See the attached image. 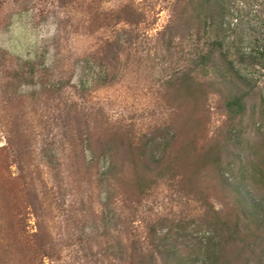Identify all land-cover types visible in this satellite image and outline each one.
I'll list each match as a JSON object with an SVG mask.
<instances>
[{
    "label": "rangeland",
    "instance_id": "1",
    "mask_svg": "<svg viewBox=\"0 0 264 264\" xmlns=\"http://www.w3.org/2000/svg\"><path fill=\"white\" fill-rule=\"evenodd\" d=\"M219 1L223 18L205 26L184 0H0V264H129L152 241L179 252L157 264H205L222 239L232 264H264V0ZM236 93L246 110L233 122ZM124 127L175 134L168 157L184 149L186 172L140 196L127 150L109 172ZM216 143L228 146L221 174L258 207L252 240L203 166Z\"/></svg>",
    "mask_w": 264,
    "mask_h": 264
},
{
    "label": "trees",
    "instance_id": "2",
    "mask_svg": "<svg viewBox=\"0 0 264 264\" xmlns=\"http://www.w3.org/2000/svg\"><path fill=\"white\" fill-rule=\"evenodd\" d=\"M184 9H192V18L198 19L199 23H203L205 26L207 25V22H210V24H215V22L218 21L217 18H223V15L221 14L222 4L219 0H184ZM220 8V9H219ZM134 16V15H133ZM134 20V19H133ZM218 47H216L218 50H222V44L218 43ZM109 46V45H108ZM110 54V48L107 51V54ZM92 57L95 59H98L95 54H92ZM212 57H214L213 52L202 55L199 57V62L197 63L196 67H207L208 64L212 63ZM100 59V58H99ZM101 60V59H100ZM223 64H226L228 66L227 73H232L234 68L233 64L228 61L227 55H222V58L220 59ZM181 85L187 88V92L189 93V97L193 98L191 89L192 85L195 84V79L191 76H183L180 79ZM226 109L228 114V119L235 122L238 118H240L242 115H244V112L246 110L245 106V98L246 95H239V93L229 95L226 97ZM126 130V137L121 136L120 139L117 141L115 138H110L109 140V146L108 150L111 151V164L109 172L116 171V155L117 152L122 151L121 148H124L127 150L128 158L124 161L129 162V164L132 166V171L134 173V186L135 190L138 192V194L141 196L145 193L147 188H150L152 184H156L158 180L165 179L169 180V178L175 179L174 176L177 175V172L182 174L181 172H186V163H183L181 160L185 153L184 149L179 151V153L174 154L172 157H168L169 152L172 149L173 144L176 141L175 134L172 135L170 138H165L163 142H159L156 137L154 138H147L146 135L141 136L140 138H137L135 136V133L133 130V127H124ZM89 129V126H88ZM159 127L155 125L153 128V132H155L158 135ZM169 130V129H167ZM166 130V131H167ZM151 131V129H150ZM80 133V132H79ZM187 147H191L193 145L192 140L186 141ZM228 146L226 144L221 145L220 143H216V145L212 148H210L207 152H205L204 155H201V159H203L205 162L203 166H207V161H211L209 164H213L214 168L216 169V174L222 178L223 182L225 184V191H227L230 196L234 197L235 204H236V210L238 211L237 220L245 222L244 224H248L249 232L247 234V238L249 240L254 239L253 237L256 235L255 232L257 231L252 230V225H256V223L260 222L256 221L257 217L254 213L256 209L258 208L255 204V201L251 200L250 192L245 191L240 187V185H232L231 183H228V179L224 177L223 174H221V166L223 161L224 152L227 151ZM115 150V151H114ZM113 152V153H112ZM107 154V153H106ZM104 153V156H107ZM99 158H96L98 161ZM123 161V162H124ZM206 164V165H205ZM190 165V163H189ZM195 166H198V163H195ZM174 174V175H173ZM168 177V178H167ZM146 188V189H145ZM137 194V193H136ZM207 200V199H206ZM258 210V209H257ZM256 221V222H255ZM218 223L221 225V227H226L227 221H223L221 218H218ZM239 222L234 223L237 227ZM228 226V225H227ZM259 224H257V227ZM223 241H220L219 243H216L213 245L212 241L207 246V255L208 259L205 264H232L231 260L228 257V243L226 239H222ZM155 242V241H154ZM153 241L151 245L152 250L149 254H147L146 248L145 251L136 249L133 250L132 254L130 255V261L129 264H157L159 256L166 255L167 258H170L171 255L179 254L178 251H169L168 249H165L166 246L162 245L161 242L158 244H155ZM45 245V241L42 243ZM41 244V245H42ZM134 245V242H132V246ZM248 245L250 247L252 246L251 243L247 244V248L243 247L239 253V256H245L247 253L246 250H248ZM41 248L43 246H40ZM39 247V248H40ZM44 248V247H43ZM44 249H42L43 252ZM250 250V249H249ZM46 256L50 255V252L45 251ZM52 254V253H51ZM177 262L179 264H183V259H177ZM191 264L192 262H188ZM193 264V263H192Z\"/></svg>",
    "mask_w": 264,
    "mask_h": 264
}]
</instances>
